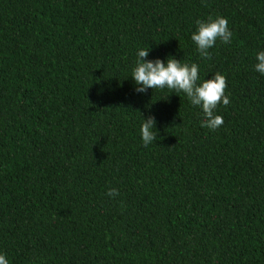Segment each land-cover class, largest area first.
Wrapping results in <instances>:
<instances>
[{"label":"trees","instance_id":"trees-1","mask_svg":"<svg viewBox=\"0 0 264 264\" xmlns=\"http://www.w3.org/2000/svg\"><path fill=\"white\" fill-rule=\"evenodd\" d=\"M209 16L233 37L203 58L191 34ZM146 47L225 75L222 126L202 127L183 93L134 91ZM261 49L264 0H0V251L11 264H264ZM140 112L157 120L148 147Z\"/></svg>","mask_w":264,"mask_h":264},{"label":"clouds","instance_id":"clouds-1","mask_svg":"<svg viewBox=\"0 0 264 264\" xmlns=\"http://www.w3.org/2000/svg\"><path fill=\"white\" fill-rule=\"evenodd\" d=\"M228 23V19L224 16L214 18L209 16L207 19L196 21V30L192 32L191 40L201 57L210 58L209 49L216 47L217 41L223 44L231 42L233 32L228 27ZM149 51L150 47L138 48L136 51L135 64L129 76L134 83V91L144 95L151 89L153 95L154 90H167V98L172 93L177 95L183 93L192 106L201 110L202 127L216 131L222 126L224 120L222 115L217 114V107L219 104L227 106L230 103V97L226 94L225 75L217 72L210 78H202L197 63L181 62L173 55H168L164 59L159 57L148 59ZM255 59L257 62L254 70L264 75V49L256 52ZM142 117L139 134L143 146L148 147L157 142L159 136L157 120L152 114ZM107 195L115 197L119 195V191L109 188ZM0 264H11L6 253L2 251H0Z\"/></svg>","mask_w":264,"mask_h":264}]
</instances>
